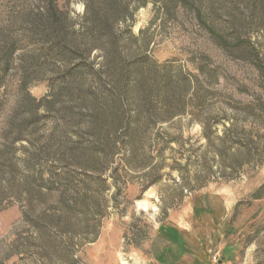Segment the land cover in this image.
<instances>
[{
  "label": "rangeland",
  "instance_id": "rangeland-1",
  "mask_svg": "<svg viewBox=\"0 0 264 264\" xmlns=\"http://www.w3.org/2000/svg\"><path fill=\"white\" fill-rule=\"evenodd\" d=\"M244 25L264 60V0H0V264H264Z\"/></svg>",
  "mask_w": 264,
  "mask_h": 264
},
{
  "label": "trees",
  "instance_id": "trees-1",
  "mask_svg": "<svg viewBox=\"0 0 264 264\" xmlns=\"http://www.w3.org/2000/svg\"><path fill=\"white\" fill-rule=\"evenodd\" d=\"M199 17L201 18V14L199 15ZM208 30L211 34H213V36L219 41L221 42L226 48H230L239 52H242L244 54H251L254 55L255 58V62H256V66L258 68V70L263 74L264 76V60L261 57V55L256 51V49L254 48V45L251 43V41L249 40H245L242 37V34L244 32V30L246 29L245 25L244 26H240L239 29L236 28V30L234 29L233 35H235V41L233 43H228V41L222 36L217 34V32L211 28L208 27ZM107 32H110V28H106Z\"/></svg>",
  "mask_w": 264,
  "mask_h": 264
}]
</instances>
